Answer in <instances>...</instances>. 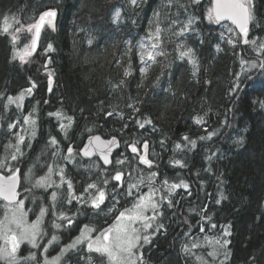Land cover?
Listing matches in <instances>:
<instances>
[{
  "label": "trees",
  "instance_id": "16d2710c",
  "mask_svg": "<svg viewBox=\"0 0 264 264\" xmlns=\"http://www.w3.org/2000/svg\"><path fill=\"white\" fill-rule=\"evenodd\" d=\"M210 2L0 0V159L10 160L15 151L10 145L17 133L9 125L22 118L19 110L9 108L7 98L32 88L24 108L35 112L39 127L36 145L21 148V172L26 173L39 158L49 163L53 137L62 147L63 158L68 145L79 150L86 137L98 134L104 139L116 137L123 144L147 141L150 151L158 154V177L180 174L188 184V189L176 190L166 211L165 230L143 250L144 264H264V71L242 74L241 65L242 60L264 62L260 48L264 0H253L250 39L259 43L252 49L241 45L230 25L217 26L209 19ZM46 9L59 13L55 30H43L39 54L28 62L13 59V40L1 32L3 22L15 19L27 27ZM186 25L188 29L178 35ZM230 39L234 44L228 43ZM154 42L159 44L155 50L163 54L143 63L141 45L152 47ZM186 48L195 53V69L187 57L180 58L179 52ZM237 73L240 90L230 95ZM57 112L73 119L63 131L59 119L50 115ZM197 117L203 121L197 123ZM62 122L67 124V119ZM77 158L78 165L64 164L68 175L81 181L76 193L82 194L103 168ZM118 158L116 154L114 159ZM177 159L183 167L173 164ZM137 165L130 157L129 172H137ZM0 173L6 174L4 169ZM63 199L69 201L67 194H62ZM71 203H62V213L70 211ZM130 205L131 200L121 198L115 204L119 209L106 220L111 223ZM3 212L0 207V217ZM200 224L212 240L219 229L229 227L230 243L215 261L207 262L206 257L200 261V254L196 258L184 251L185 245L179 246L185 226L193 227L191 233L197 235ZM65 262L105 264V259L81 247L69 253Z\"/></svg>",
  "mask_w": 264,
  "mask_h": 264
},
{
  "label": "snow or ice",
  "instance_id": "6c2138e0",
  "mask_svg": "<svg viewBox=\"0 0 264 264\" xmlns=\"http://www.w3.org/2000/svg\"><path fill=\"white\" fill-rule=\"evenodd\" d=\"M193 2H197V0H193ZM131 3L133 5L136 4V0H131ZM57 12L55 10H48L40 14L39 19L30 25L27 26V30L29 32L35 30V36L32 39V50L35 51L37 46V40L39 38L41 29L48 25L55 30V18H56ZM158 15V14H157ZM116 16H120V12H116ZM209 19H214L216 22H219L221 20L227 19L230 20L234 25L237 26V28L240 30V33L244 37V43H249L247 37L249 32V23L253 19L252 14V2L251 0H214L213 8L210 10L209 13ZM192 22L189 21V25ZM189 25H186L184 29L178 34L183 35V31H186L189 27ZM23 27V25H22ZM3 31L7 33L9 31V27L5 26L3 28ZM17 32L20 31V29H16ZM156 34H157V40L159 39L160 34V28H156ZM16 37L13 36V40L15 41ZM230 44H234V41L231 39L228 41ZM255 43V41H253ZM158 47V44L154 42L152 44V48L156 49ZM141 48H144V45H141ZM260 48L264 49V43L260 44ZM48 50H52V45L49 44ZM162 52H154L150 51L147 54V58L149 60H154L156 55H162ZM31 55L30 52H26L24 55H19L14 51L13 59H16L17 57L21 61V63L26 62L25 57ZM180 58L183 59L185 57L188 58V62L193 65L194 69L196 68L197 61L195 58V53L193 49L186 48L183 51L179 52ZM141 59L143 61V55L141 56ZM245 61H241V65L243 67ZM251 68H257L259 67L262 71H264V62H261L259 65H257L255 62L251 63ZM143 72L144 69H141ZM129 73L126 71L125 75L127 76ZM193 75H195V71L193 72ZM241 74L237 73L235 77V83L232 85L230 89V95L235 94L240 90V83H241ZM49 84L51 85V73H49ZM261 86H264V83H262ZM32 87H35V84L32 85ZM255 87V85H253ZM32 88H29L26 90V92H21L19 96L13 98L11 96L8 97V103H17V107H20L22 105L23 99L26 94H31ZM131 107V106H130ZM55 115L58 119L63 120L67 119V124L61 123L60 128L61 130H65L66 128L70 127L73 123L72 117H64L62 113L57 112ZM109 116L112 115V113H108ZM197 123H201L203 121L202 117L195 118ZM24 123L32 125L34 127L36 121L32 117V114H29L28 116L24 117ZM139 123V122H138ZM144 123H150V121H145ZM144 123H140L139 126L141 128L144 127ZM15 127V124H10L9 128ZM34 135V131H33ZM213 133L208 134V138H211ZM183 139L187 140L188 137H184ZM203 139V137H201ZM93 141L96 143L94 144ZM24 142V137L20 136L17 140V144L15 146V151L11 153L10 160L8 157H5L3 159H0V169H6L11 174L7 176L0 175V197H2L5 201H8L10 205H13V207L8 209V212L11 213V215H8L6 213L4 219L0 220V239H3L4 245L0 246V259H6L8 264H17V251L20 247V244L23 241H28L32 244L33 247L37 246V239L42 234V218L45 215L46 209L41 208L40 215L37 217V219L29 224L26 219V213L24 211V201L23 200H17V184L19 179V172L20 169L13 170L10 166L11 161H16L17 156L20 153L19 144ZM51 144L55 145L57 143L55 137L51 138L50 141ZM136 142H133V144L129 145L131 147V151L133 153L137 152V148L135 146ZM192 146L195 147V141H191ZM117 145V140L115 137H113L109 141H101L100 137H94L90 139L89 144L85 145V148L82 150L84 156H90L92 154V151H100L102 154V159L104 160V163L107 165L110 163L108 154L111 153L112 148ZM177 148H180V145L178 144L176 146ZM148 148V142L144 141V149L145 152H147ZM91 149V150H90ZM73 149L72 147L68 148V156L65 157V159L70 160L72 158ZM140 160L144 164H151V161H149L146 158V155H142L140 157ZM122 163V162H120ZM174 164L179 165L183 167V162L181 160H175ZM49 175L42 176L36 181L37 186H45L50 187V175L53 171L52 167L49 166ZM61 182L63 183L65 180L64 177V169L60 168L59 173ZM156 174L152 173L151 177L149 178V182H151L152 177H154ZM123 173L120 171H117L115 176L112 177L115 181H121L122 180ZM143 182V181H141ZM68 183V189H69V203L72 202V199H77L79 201H83L85 199L84 195L82 194L81 197H75L72 192V183L71 181H67ZM105 185H107L108 181H104ZM167 184V181L164 182ZM183 186L185 189L188 188V184L181 181L180 184H172L169 187V194H171L172 191H174L176 188ZM137 187V185L133 184L129 186V195H132L131 189ZM89 189H97L95 195H91V205L94 208H99L100 205L104 202L106 198V193L104 189L98 188L96 184H89L87 188L85 189V193H89ZM157 190L155 188H150L149 192L146 194H143L139 196L138 202L131 208L127 209L126 211L120 212L119 216L116 217L117 223H115L113 226L108 227L105 229L99 236H96L94 239L90 236V232L92 229H89L87 226H85L84 229L81 231L80 237H78L71 245L68 246V248L62 249V253L68 251L70 248L76 247L77 244H80L82 242H87L88 250L95 251L98 253H102L106 255L109 259L110 264H143V257L142 254L137 256V254L134 252V249H137L138 246H140L141 241L143 243H149L150 236L147 234H142V231L139 227H137L138 222H145L148 221L150 218L145 216V212L148 209L154 210V216L151 217L152 220L156 218V215H158V212H155L156 209H158L159 205L158 203L153 199V196ZM56 192L52 193L53 200L56 199ZM218 204L220 203V200L216 201ZM171 202H169L170 204ZM61 219H67L66 216L63 215V213L60 216ZM69 224L72 223L71 220L68 221ZM55 227H60L59 224H56ZM151 227L150 223H143V232H147V229ZM160 227H163V225H160ZM215 227V225H213ZM203 231V228L201 229ZM231 233L229 231V227L225 226L223 231V236L227 237L230 236ZM56 240V237L53 236L52 240L49 241V244L52 243V241ZM215 245L219 246V248L227 249L228 244L230 243L229 240L224 239L222 242L217 239L213 242ZM193 247H196V245H193ZM185 251H187V247H185ZM217 254V249L214 248L212 252L209 253L210 256L215 257ZM227 255V254H226ZM34 258V257H30ZM59 256L53 258L52 261H46V264H58L60 261Z\"/></svg>",
  "mask_w": 264,
  "mask_h": 264
},
{
  "label": "rangeland",
  "instance_id": "374dc122",
  "mask_svg": "<svg viewBox=\"0 0 264 264\" xmlns=\"http://www.w3.org/2000/svg\"><path fill=\"white\" fill-rule=\"evenodd\" d=\"M5 26L9 27V31L7 33H5L3 31V28ZM16 29H20V31L17 32ZM33 31L29 32L27 30V27H22L19 24H17V20L9 19V18L6 19L3 22L2 27H1V32L6 34L10 39L13 40V36L16 37L15 41L13 40V45H14L13 54H14V51H15L19 55H24L26 52H30L31 53ZM253 41H255V43H253ZM144 42L147 43L146 40ZM258 43L259 42L257 40L249 39L248 46L251 45L250 48L252 49L253 46H256ZM150 51L158 52L155 49H153L152 47H148V45H144V51L141 54V56L143 55V61L141 59V61L143 63H146V61H153V60H149L147 58V54ZM38 54H39V52H37L35 55H38ZM31 57H33V56L32 55L26 56L25 57V61L28 62ZM17 59L19 60L18 57H17ZM261 62H263V60H260V61H258V63H256V62L255 63L257 65H259ZM251 63H253V62H249V63L245 62L244 63V65L242 67L243 68L242 72H244V73H242V74L249 75L252 72H256V71L260 70L259 67L251 68L250 67ZM22 92H26V91H22ZM20 93L14 95L12 97L15 98V97L19 96ZM29 97H30V94H26L25 95V97L23 99V102H22V105L20 107H17V103H12V104L8 103V106L11 109L20 110L22 108L25 100L27 98H29ZM7 101H8V98H7ZM29 111H30L29 113H27V112L23 113V117L20 120H19V118L18 119L16 118L15 122L12 123V124H15V127H13V129L12 128L11 129L14 130L17 133V135H15L16 141L13 144L10 145L11 148H15V146L17 144V140H18V138L20 136L24 137V142L19 144L20 153H21V148H22L23 145L26 144L27 148H28L29 146H31L32 142L37 137L38 123H39V122L37 123L38 118H37L35 112L31 111V109ZM31 113H32V117L36 121L34 127L32 125L24 123V117L28 116ZM59 122H60L59 123V125H60L62 123V120L59 119ZM15 128H17V129H15ZM33 131H34V135H33ZM143 144H144V141H142L140 145L135 144V146L137 148V152H136L135 155H130V157L136 159V162L139 160V157L142 154V148L140 150L139 146L142 147ZM129 145H131V144H129ZM148 145H149V143H148ZM138 151H139V153H138ZM178 151H180V148L178 149ZM65 153H68V152L65 150ZM75 153L78 155V157H80V154L78 153V150L75 151ZM76 154H72V158L70 160L65 159V157H67L68 154L63 155L64 157L62 158V162L68 163V164H71V165H73V164L74 165H78L76 163V162H78V158H77ZM148 155H149V159L154 163V166L150 167V168H147V167H144V166L138 164L137 166H139L140 169L137 172L133 171L132 173L129 172V169L126 166L124 159H121V158L114 159V165H116V167H121L123 169L128 170L129 174H128V178H127V185L124 188V192L122 193V196L124 198H126V199L131 200L132 205H130L128 208H126L124 210L119 211V213L114 217V219L112 220L111 224L108 227L113 226L115 223H117L116 217L119 216L120 212L126 211L127 209H131L138 202L139 196L148 193L150 188H155L157 190L155 192L154 196H153V199L159 205L158 209L155 210V212H158L159 214L156 215V218L154 220H152L151 217H153L154 214H155L154 210L148 209L145 212V216L149 217L150 219L148 221H145V222H138L137 225H136L137 227H139L141 229L142 234H147V235L150 236L149 243L145 244V243H143L141 241L140 246H138L137 249H134V252L137 254V256H139L141 254L143 255V250L145 249V247L147 248L149 246L150 242L152 241V238L155 237L156 234H158L161 230H165V227L168 224V223H166V219H167V212L166 211H168L171 208L172 201L174 200L176 192H177L176 190L185 189L183 186H181V187L176 188L174 191L171 192V194H169L170 185H172V184H180L181 181L184 182V180H182V177L180 176V174L174 175V177H172V178H169V177L165 178L164 177L163 179H160L158 177V173L156 171V168H158V166H159L158 163L160 162V161H158L156 159V156H158V154L150 151V145H149ZM21 157H22L21 154H18L17 160L16 161H11L10 166L12 167L13 170H15L17 168H21V165H22L21 160H20ZM120 162H122V163H120ZM42 164H43L42 158L39 159V160L34 161L33 166H30V168H28V170L25 173V179L26 180H24V182H25V185H26V189H27V193H28L29 198H33L34 195H35L34 193L32 194L30 186L32 185V183H33L34 186H36V181L34 180V177H35L36 173H38V171H43L44 170V169L40 170V166L42 167ZM65 166H66V164L62 165V168L64 169V177L66 176L65 175L66 169L64 168ZM97 166L98 165L96 163L92 164V167H94V168H97ZM177 166H179V165H177ZM4 170H5L6 174H3V175L7 176V175L11 174L6 169H4ZM48 170L49 169L47 168V169L44 170L45 172L44 171L42 172L43 176L49 175V171ZM58 173H59V170H55V171L53 170L51 175H50V179L54 180L56 178V176L58 175ZM152 173H155L156 175L154 177H152L151 182H149V178L151 177ZM105 180H106L105 177L103 178V180L100 179L97 182L98 183L97 187L98 188H102L103 187V189H104V191L106 193L107 187H106V185H104L105 184L104 183ZM141 181H143V182H141ZM165 181H167V184L164 183ZM64 182L67 183V180H64ZM184 183H186V182H184ZM133 184L137 185V187L132 188L131 189L132 195H129V186L133 185ZM67 186H68V183H67ZM108 190H109V187H108ZM96 191H97V189H89V194H91V195L94 194L95 195ZM72 192H74V186H72ZM74 194H76V193H74ZM82 194H86L85 190H84V192ZM82 194H78V196L81 197ZM34 198L36 199V201H39V198H37V197H34ZM169 202H171V203L169 204ZM0 207L5 208V212H3L2 217H0V220L4 219L6 213L8 215H11V213L8 212V209L13 207V205H10V204H7V203L5 204L0 199ZM117 209H119V207H115L114 211L117 210ZM40 210H41V207H40ZM40 210L38 212L36 211L39 215H40ZM24 211H25V209H24ZM34 211L35 210H32L30 212H26L25 211L26 219H27V222L29 224H31L32 222L35 221L34 218H31L32 215L34 214V213L32 214V212H34ZM47 212L48 211L46 209L45 215L42 218L43 222L45 220L44 218L47 216ZM143 223H150L151 224V227L147 229L146 233L143 232ZM183 223L187 224L186 222H183ZM64 225L65 226L68 225V227H69L70 224H64ZM87 225H88L87 227L89 229H92V231L90 232V236L93 239L96 236H99L101 234V232H103L105 229L108 228V227H106V228H97V229H95V228H92L91 226H89L90 224H87ZM160 225H163V227H160ZM65 226H63V224H62V231H64V232L68 229V227H65ZM83 226H84V224H83ZM185 227L186 228L184 229V232L181 235L182 237H181V241H180V245H179L180 247H182V245H185L184 247H187V251L186 252H190L191 251L190 253H192V255H195L196 258L200 254V257H198L199 258L198 260H200V261H202L204 257H206L207 262H208L209 259L212 260V261H215L216 259H219L220 253H221V248H219V246L215 245L213 242L215 240H217V239H219L221 242L224 239H227V237L223 236L224 228L222 230L219 229L217 231L216 236H215L217 238L212 240L213 237L210 236L207 233L204 224H200V226H199V230L200 231L197 233V235H193L191 233L193 227H191L190 225L189 226H185ZM82 228L84 229L85 226L82 227ZM202 228H203V231H201ZM81 231H82V229H81ZM81 231L78 232L77 237L75 239L73 238L72 241H70L68 244L62 245V249L68 248L69 245H71L78 237H80ZM200 235H201V237H199ZM51 240H49V241H51ZM25 242H28V241H23L20 245H24ZM3 245H4L3 239H0V246H3ZM193 245H196V247H193ZM43 246L44 247H41L38 250V252H37V256H36L37 261H36V263H38V264H46V261H52L53 258H55L57 256L62 258V259L60 258V261L58 262V264H66L65 259L67 258L69 253H71L72 251H75V250H77L78 248H81V247H84L87 251H89L86 241L82 242L80 244H77L76 247L70 248V249H68V251L63 252V253H62L61 246L59 244H57V243H54V241H52L51 244L47 243V244H44ZM214 248L217 249V254H216L215 257L209 255V253L212 252L214 250ZM53 249L55 251H52ZM91 252H94L96 254H99V255L103 256L104 259H105V264H110L109 259H108V257L106 255H104L102 253L95 252V251H91ZM0 261L5 263V264H8L6 259H0ZM138 264H139V262H138ZM143 264H144V262H143ZM201 264H205V261L202 262Z\"/></svg>",
  "mask_w": 264,
  "mask_h": 264
},
{
  "label": "flooded vegetation",
  "instance_id": "af4514ba",
  "mask_svg": "<svg viewBox=\"0 0 264 264\" xmlns=\"http://www.w3.org/2000/svg\"><path fill=\"white\" fill-rule=\"evenodd\" d=\"M251 2H252V6H253V4H254L253 0H251ZM210 10H211V2L208 6V17H209ZM210 20H212V22H214L217 26L229 25L228 23H216L215 21H213V19H210ZM46 27L47 26H45L44 29ZM251 27H252V25H251ZM250 35H251V29H250ZM39 46H40V44H39ZM27 100H28V98L25 100L22 108L19 110L22 117H23V113H26V112L29 113L30 112L29 109L24 108ZM14 110H16V109H14ZM38 122L39 121L37 120V123ZM38 127H39V123H38ZM83 143H82V145H83ZM32 145H36V142L33 141L31 146ZM49 145L53 149L52 150L53 158H49V160H48L49 163H46V164L42 158L43 164H42V167L40 166V170H43V169L45 170L47 168L49 169V166H51L54 171L59 170L60 168H62V165H64V162H62V147H60V144L58 141L55 145H53L51 143ZM82 145H81V147H82ZM128 146H129V144L121 143V149L118 153H116V154H119V158L125 160L126 166L129 163L130 155L136 154V153H133L131 151V147L130 146L128 147ZM69 147H72L73 154H76L75 151H77V150L74 147V144H70L65 148V150L67 152H68ZM81 147L78 150L79 154H80ZM139 148L141 150L142 147L139 146ZM138 153H139V151H138ZM115 155L113 157V164L109 168L103 167L98 159L89 160V161H93L97 165H101L103 168V172H102V175L100 177L96 176V177H94V179H90L92 181L90 183H87L85 185V188L89 184H96L98 186V183H97L98 180H100V179L103 180V178L105 177V179L108 181V183L106 185V187H107L106 198H105L104 202L100 205L99 208L92 207L91 198H90L91 194H89V193L83 194L85 199H86L85 202L79 201L77 199H72V203H71L70 209H69L70 211L68 213H63V215L66 216L67 219H61L60 218V216L62 214V203L65 206L67 204H69L65 199L62 200V194H65V195L67 194L68 198L70 199L67 183L61 182L60 175L58 174L54 180L50 179V184H51L50 187L37 186V185L34 186L32 183V185L30 186L31 192H32V194L33 193L35 194L34 197L39 198V201H36V199L34 197L29 198L28 193H27V189H26V185L24 182V180H26L25 179V172H21V169L18 168V169H20V172H19L20 188L18 191L17 200H23L24 201V209L26 212H30L32 210H35L34 212H32V214L33 213L34 214L31 217V218H34L35 220L39 216V214L37 212L40 210V207L47 209L48 212H47V216L44 218L45 219L44 222L42 221V223H41L42 234L37 239V246L32 247L31 243H29V242H25L24 245H20V247L17 251V264H38V263H36V261H37L36 256H37L38 250L41 247H44L43 246L44 244L49 243L48 241L51 240L53 236L56 237V240H54V243L59 244L61 246V249H62V245L68 244L70 241H72L73 238L75 239L77 237L78 232L81 231V229H83L82 227L88 226L87 224H90L89 226H91L92 228H95V229L98 228V226L96 224H106L103 228H106L111 224L106 219L108 218V215L111 212H113V210L115 208V204L120 201L119 199L124 198L123 196L121 197L119 195H120V193L124 192V188L127 185V178H128V174H129L126 169H123L121 167L113 170ZM80 157H81V154H80ZM39 159H41V158H39ZM138 161H137V163L139 164ZM56 164H59V165L57 166ZM127 168H128V166H127ZM43 171H38V173H36V175L34 177L35 181H37L40 177L43 176V174H42ZM117 171L122 172L124 175L123 187L121 190L117 189L118 185L116 183H114L113 179H112V177H114V175L116 174ZM65 175H66L65 180L71 181V183L73 184L72 186H74L73 194L76 192H79V191H77V189L82 188L81 181L78 178H76L75 175L74 176L68 175L67 171L65 172ZM88 176H91V175H88ZM108 187H109V190H108ZM85 188H84V190H85ZM102 189H103V187H102ZM53 192H56V194H57L55 200H53V198H52ZM74 196L79 197L77 193L74 194ZM4 203L6 204V202H4ZM7 204H9V203H7ZM69 220H71L72 223L69 225V227H68V225L65 226L64 224H69V222H68ZM56 224H59L60 227H58V228L55 227ZM62 224H63V226L68 227V229L65 232L62 231ZM83 224H84V226H83ZM52 251H55V250L53 249ZM30 257H34V258H30Z\"/></svg>",
  "mask_w": 264,
  "mask_h": 264
},
{
  "label": "water",
  "instance_id": "95a60500",
  "mask_svg": "<svg viewBox=\"0 0 264 264\" xmlns=\"http://www.w3.org/2000/svg\"><path fill=\"white\" fill-rule=\"evenodd\" d=\"M213 4H214V0L211 1V9L213 8ZM48 10H55V11L57 12V15H56V18H55V26H56V25H57V22H58V18H59V13H58V11H57L56 9H46V10L42 11L41 13H43V12H45V11H48ZM41 13H40V14H41ZM40 14H39V16H40ZM39 16H38L37 20L39 19ZM37 20H36V21H37ZM213 21H215V20L213 19ZM215 22H216V21H215ZM216 23H228L229 25H231V26L234 28V30L236 31L237 35L239 36V39H240V43H241V45H242V46H246V45H248V43L245 44V43L243 42V41H244V37H243V35L240 33V30L237 28V26L234 25L230 20L224 19V20H221V21L216 22ZM45 26L49 27L50 29H53L52 27H50V26H48V25H45ZM45 26H44V27H45ZM44 27L41 29V32H40L39 38H38V40H37V46H36L35 51L32 50V45H31V55H32V56L35 55V54L38 52L39 44H40V38H41V35H42V32H43ZM248 27H249V32H248V37H247V39H248V41H249V38H250V29H251V22L249 23V26H248ZM34 36H35V30L33 31L32 39H33ZM97 136L100 137L101 141H109V140L112 139V138L104 139L102 136H100V135H98V134H94V135H90V136L86 137V139L84 140V143H83V145H82V147H81V150H80L81 157H82V159L87 160V161H89V160H93V159H98L99 162L101 163V165H102L103 167H105V168H109V167H111L112 164H113V157H114V155H115L116 153H118V152L120 151V149H121V142L119 141L118 138L115 137V139L117 140V145L114 146V147L112 148L111 153L108 154V157H109L110 163L106 165V164L104 163V160L102 159V154H101L100 151H92V154H91L90 156H84V155H83V151H82V150L85 148V145H88L90 139H92V138H94V137H97ZM93 143L95 144L96 142L93 141ZM90 150H91V149H90ZM148 151H149V145H148V148H147V152H145L144 144H143V145H142V154H141V156H142V155H146V158H147L149 161H151V160L149 159ZM141 156H140V157H141ZM140 157H139V164H140V165H142V166H144V167H147V168H150V167H153V166H154V163H153L152 161H151V164H150V165L142 163L141 160H140ZM0 175H3V174H0ZM3 176H5V175H3ZM114 176H115V175H114ZM123 179H124V175L122 176V180H121V181H115V180L113 179V182L116 183V184L118 185V189H119V190H121L122 187H123ZM19 188H20V176H19L18 184H17V188H16L17 193H18V191H19ZM0 199H1L2 201H4V202L8 203V201H5L2 197H0ZM16 199H17V198H16Z\"/></svg>",
  "mask_w": 264,
  "mask_h": 264
},
{
  "label": "bare ground",
  "instance_id": "6f19581e",
  "mask_svg": "<svg viewBox=\"0 0 264 264\" xmlns=\"http://www.w3.org/2000/svg\"><path fill=\"white\" fill-rule=\"evenodd\" d=\"M84 220V219H83Z\"/></svg>",
  "mask_w": 264,
  "mask_h": 264
}]
</instances>
